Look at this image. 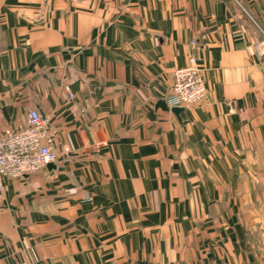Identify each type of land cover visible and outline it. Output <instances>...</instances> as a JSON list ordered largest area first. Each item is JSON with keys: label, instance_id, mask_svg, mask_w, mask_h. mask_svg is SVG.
I'll list each match as a JSON object with an SVG mask.
<instances>
[{"label": "crops", "instance_id": "obj_1", "mask_svg": "<svg viewBox=\"0 0 264 264\" xmlns=\"http://www.w3.org/2000/svg\"><path fill=\"white\" fill-rule=\"evenodd\" d=\"M258 44L264 0H0V135L37 108L58 155L1 178L0 264H264Z\"/></svg>", "mask_w": 264, "mask_h": 264}, {"label": "built area", "instance_id": "obj_2", "mask_svg": "<svg viewBox=\"0 0 264 264\" xmlns=\"http://www.w3.org/2000/svg\"><path fill=\"white\" fill-rule=\"evenodd\" d=\"M259 48V51L264 53L262 47ZM206 94L202 70L196 58L189 57L187 64L173 71L168 104L170 107H187L202 101ZM57 159L48 120L37 108H31L24 126L0 135V190L3 189L2 177L37 175Z\"/></svg>", "mask_w": 264, "mask_h": 264}, {"label": "water", "instance_id": "obj_3", "mask_svg": "<svg viewBox=\"0 0 264 264\" xmlns=\"http://www.w3.org/2000/svg\"><path fill=\"white\" fill-rule=\"evenodd\" d=\"M159 104L161 106H167L165 100H160ZM171 110L178 116L179 113L183 110V108L182 107H171Z\"/></svg>", "mask_w": 264, "mask_h": 264}]
</instances>
